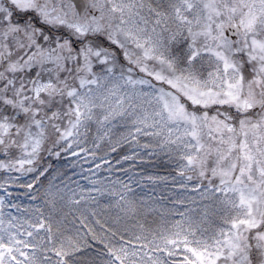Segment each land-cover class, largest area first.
Returning <instances> with one entry per match:
<instances>
[{
	"label": "snow or ice",
	"instance_id": "1",
	"mask_svg": "<svg viewBox=\"0 0 264 264\" xmlns=\"http://www.w3.org/2000/svg\"><path fill=\"white\" fill-rule=\"evenodd\" d=\"M0 264H264V0H0Z\"/></svg>",
	"mask_w": 264,
	"mask_h": 264
},
{
	"label": "rangeland",
	"instance_id": "2",
	"mask_svg": "<svg viewBox=\"0 0 264 264\" xmlns=\"http://www.w3.org/2000/svg\"><path fill=\"white\" fill-rule=\"evenodd\" d=\"M46 153L44 154V156L46 157ZM63 156V154H62ZM61 156V157H62ZM64 157V156H63ZM65 158V157H64ZM67 159H71L70 157ZM67 165V164H66ZM68 166V165H67ZM85 168L88 167L87 164L84 165ZM100 175H106V173H104L103 171H101V173H99ZM137 191L139 192V194L143 195V196H148V195H153V196H157L160 198L161 195H167V192L163 190V186L162 185H153L151 183L147 184L143 190L137 189Z\"/></svg>",
	"mask_w": 264,
	"mask_h": 264
},
{
	"label": "trees",
	"instance_id": "3",
	"mask_svg": "<svg viewBox=\"0 0 264 264\" xmlns=\"http://www.w3.org/2000/svg\"><path fill=\"white\" fill-rule=\"evenodd\" d=\"M46 164H51L53 166V169H59V170H66L67 169V165L65 164V158L62 156L60 159H57L56 157H45V161ZM153 171H158L160 175H166V171L163 170H153ZM141 195V194H140ZM143 196V195H141ZM157 197V196H156ZM145 198H147V196H145ZM157 199H159V197H157ZM103 212H114L115 209H102Z\"/></svg>",
	"mask_w": 264,
	"mask_h": 264
}]
</instances>
